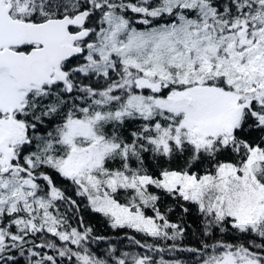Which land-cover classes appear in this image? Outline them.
I'll return each instance as SVG.
<instances>
[{
    "label": "snow or ice",
    "instance_id": "6c2138e0",
    "mask_svg": "<svg viewBox=\"0 0 264 264\" xmlns=\"http://www.w3.org/2000/svg\"><path fill=\"white\" fill-rule=\"evenodd\" d=\"M0 264H264V0H0Z\"/></svg>",
    "mask_w": 264,
    "mask_h": 264
}]
</instances>
